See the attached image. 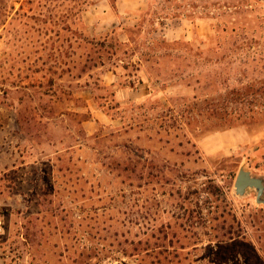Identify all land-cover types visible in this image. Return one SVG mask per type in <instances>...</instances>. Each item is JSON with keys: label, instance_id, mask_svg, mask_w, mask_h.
Returning <instances> with one entry per match:
<instances>
[{"label": "rangeland", "instance_id": "obj_1", "mask_svg": "<svg viewBox=\"0 0 264 264\" xmlns=\"http://www.w3.org/2000/svg\"><path fill=\"white\" fill-rule=\"evenodd\" d=\"M148 3L0 0V264H264V0Z\"/></svg>", "mask_w": 264, "mask_h": 264}, {"label": "water", "instance_id": "obj_2", "mask_svg": "<svg viewBox=\"0 0 264 264\" xmlns=\"http://www.w3.org/2000/svg\"><path fill=\"white\" fill-rule=\"evenodd\" d=\"M250 189L256 190L257 203H264V177L254 175L252 171L242 167L235 181L234 192L238 196H244Z\"/></svg>", "mask_w": 264, "mask_h": 264}, {"label": "crops", "instance_id": "obj_3", "mask_svg": "<svg viewBox=\"0 0 264 264\" xmlns=\"http://www.w3.org/2000/svg\"><path fill=\"white\" fill-rule=\"evenodd\" d=\"M148 5V0H115V8L121 13L136 9L144 10L148 8ZM97 7H100L99 4L94 5L92 9L97 11Z\"/></svg>", "mask_w": 264, "mask_h": 264}, {"label": "trees", "instance_id": "obj_4", "mask_svg": "<svg viewBox=\"0 0 264 264\" xmlns=\"http://www.w3.org/2000/svg\"><path fill=\"white\" fill-rule=\"evenodd\" d=\"M259 84H262L261 88L260 87H257L256 89L249 88L248 90H244L243 92H240L239 94L244 95V96L245 95L253 96V97H256L258 94H261L262 96H264V79H261L259 81Z\"/></svg>", "mask_w": 264, "mask_h": 264}, {"label": "built area", "instance_id": "obj_5", "mask_svg": "<svg viewBox=\"0 0 264 264\" xmlns=\"http://www.w3.org/2000/svg\"><path fill=\"white\" fill-rule=\"evenodd\" d=\"M5 233H6L5 219L4 216L0 214V242L2 241Z\"/></svg>", "mask_w": 264, "mask_h": 264}]
</instances>
